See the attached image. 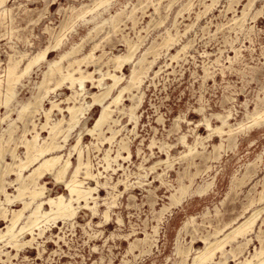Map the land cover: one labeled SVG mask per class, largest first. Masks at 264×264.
Listing matches in <instances>:
<instances>
[{
  "label": "rangeland",
  "instance_id": "obj_1",
  "mask_svg": "<svg viewBox=\"0 0 264 264\" xmlns=\"http://www.w3.org/2000/svg\"><path fill=\"white\" fill-rule=\"evenodd\" d=\"M248 1L217 0L208 7L210 0H153L150 5L149 2L148 5L146 2L140 5L138 0H110L107 8L98 10L100 15L94 22L109 18L108 15L115 14L127 4V11L123 12L124 15L121 14L116 31L105 25L107 27L103 26L97 35L93 34V38L85 39L94 22L84 24L81 21L67 31L64 45L49 54L48 60L56 59L60 52L67 50L74 43L81 46V53L87 52L95 42H100L99 48L94 52L96 56L101 53V49L106 51L107 55L124 53L126 49L123 37L136 42L142 41V46L136 52L138 56L153 40L161 42L166 28H169L174 36L176 31L178 34L175 36V44L168 51H159V57L144 80L139 92L140 95L143 94V99L139 108L135 109V128L126 115H119V124L125 125L126 128L111 145L108 142L93 140L91 136H82V142L91 143L89 157L92 172L97 174L99 171L102 175L98 180L103 183L105 180L109 181L110 186L121 181L116 191H112L109 186L107 189L99 188L97 214L92 215L90 211L79 209L73 220H58L56 223L43 225L44 234H35V240L29 247L25 246L18 252L4 248V251H9L10 258L1 256L2 260L7 262L0 264H119L122 260L127 261L126 264H180L181 257L176 253L177 248L190 251L185 263L188 264L195 250L203 246L201 237L208 236L215 228L223 227L237 218L250 200L259 197V191L264 188V122L259 120L255 123L250 116L254 110L264 108V0H254L255 2L246 9ZM92 3V0H9L6 7L11 10L0 21V74H4L8 54H15L17 57L24 52L28 55L36 53L50 43L53 35L71 20L74 16L71 8ZM131 5H136L135 25L127 18ZM244 8L246 15L240 20ZM180 11L181 14L178 15ZM88 17L87 19H90V16ZM184 43L188 44L185 52L181 51L175 59H169L176 55ZM105 60L106 57H103L102 61ZM102 68L105 71L108 66L102 65ZM129 68L130 65L124 68V76L128 74ZM93 69L94 66L87 68L89 71ZM45 70L46 64L43 62L31 71L29 77L22 80L17 86L18 101L25 102L30 99L36 83L41 79V73ZM97 76L98 74L95 75ZM86 86L91 88L89 83ZM70 93L69 89L63 87L51 94L50 98L59 103L60 107H64L66 102H63V99ZM123 99L120 107L129 104V101H125V96ZM49 106L47 100L43 102L44 109ZM4 113L5 109L2 108L0 115ZM57 113V110L51 112V120L60 118ZM99 113V107H91L86 113V124L93 125ZM217 115H229L228 123L232 128L238 124L243 126L229 136L213 134L201 145H197L193 154L183 156L188 152V148L180 142L181 136H185L189 145H194L197 135L205 136L209 133L204 126L205 120H208L212 127L221 124ZM16 117V112H13L11 118ZM35 122L40 127L44 122L43 116L36 115ZM24 125L31 127L27 121L18 122L14 141L6 146L4 161L7 163L11 162L7 151L14 149L15 144L18 145L16 153L23 156L24 149L19 141ZM6 126L7 122L0 124V133ZM38 131L41 137L47 135L46 130ZM29 135L28 133L26 137L29 138ZM121 137L127 148L129 146L130 158H118L112 163L116 171L105 172L101 167L102 157L108 149L111 156L116 155ZM75 138L76 132H70L67 145L61 151L62 155L68 153L69 145ZM215 145L220 147L214 149ZM120 153L126 156L125 152ZM167 158L169 163L150 169L158 160ZM0 165L1 171L4 169L2 161ZM10 177L14 179V176L9 175L6 181H10ZM43 180L47 182L48 194H66L61 185H55L47 176ZM86 183L85 186L94 185L91 180ZM181 184L189 185L187 194L183 195L178 204L172 205L169 203L170 195H178L177 190ZM8 186L7 190L12 193L13 188ZM202 190L206 192L199 193ZM107 191L115 195V200L108 211L107 220H104L102 213L106 206L103 201H110ZM261 205L256 204L259 207ZM20 207L19 203L12 206ZM251 212L249 211V214ZM263 217L264 213H261L255 221L253 233L248 237L251 242L249 241L234 259L228 258L226 264H236L249 253H253L255 248H259L260 242L255 235L260 238L263 236L261 239L264 240V222L261 220ZM3 226L4 222L0 221V227ZM142 239L144 241L138 243V240ZM131 242L137 247L129 253L128 243ZM229 249L230 246L227 247V250ZM215 257L216 260L220 259L219 254Z\"/></svg>",
  "mask_w": 264,
  "mask_h": 264
},
{
  "label": "bare ground",
  "instance_id": "obj_2",
  "mask_svg": "<svg viewBox=\"0 0 264 264\" xmlns=\"http://www.w3.org/2000/svg\"><path fill=\"white\" fill-rule=\"evenodd\" d=\"M8 1L9 0H0V21L5 17V15L8 14L9 10H11L6 7ZM92 1L93 3L91 5L82 4L78 8H74L72 6L73 8H71V12L74 14V16L71 18V20H67L68 22H66L60 28V30L58 32L56 31L57 33L53 35L52 41L43 48H40L36 53L28 55L26 52H24V54H18L20 56L17 57L15 56V54H8L4 74H0V111L2 108L5 109L4 115H0V124L7 122L6 128H3L2 133H0V163L2 161L4 165V169L0 171V221L4 222V226L2 228L0 227V263L5 261L2 260L1 256L10 258L8 256L9 251H4V248H11L18 252L25 246L29 247V245H31V242L35 240V234H37V236H42L44 234L45 229L43 225L49 222L56 223V221L58 220L64 222L73 220L76 217L79 209L90 211L92 215L97 214V200L100 197L98 192L99 188L107 189V187L109 186L112 191H116L117 185L121 183V181H118L117 183L110 186V184L108 183L109 181L105 180L103 183L98 180L99 176L102 175L99 171L97 174H94L92 172V164L89 157L91 143L88 142L89 144H85L84 142H82V136H91L93 140L108 142L111 145V143L115 142L120 136L121 131L125 130L126 128L125 125L119 124V115H122V117L126 115L128 121L133 122L135 128L137 123L135 109L139 106L141 100L143 99V94L141 93L142 95H140L139 92L142 88L144 80L148 72L152 68V65L159 57V51L161 49H165L166 51H168L171 46L175 44V36L178 34L177 31L174 36L172 35L173 33H170V29L166 28L165 36H161L162 41L157 42L153 40L151 44L144 49L143 53L138 56L136 55V52L142 46V41L138 40L136 42L130 40L129 38L123 37V42L126 49L124 53H111L112 55H107L106 51L101 49V53L96 56L94 52L99 48L100 42H95L92 47L85 53H81V46L79 47L78 44L76 45L74 43L70 47H68L67 50L60 52L56 59L48 60L49 54L56 52L57 50L62 48L65 43L68 30H70L78 21H81V23L84 24L94 22L97 19V16L100 15V11L98 12V10L102 7L109 6L110 4V0ZM210 1L211 4L208 5V7L217 2V0ZM253 1L254 0H249L245 8H249ZM145 2L146 4L149 2L150 5L153 0H138V4L140 5H143ZM19 6L21 7V5ZM131 6V9H128L129 11L127 18L132 22L133 25H135V19H137L134 17L136 5ZM127 8V4H124V8H118L119 11L115 12V14L108 15L109 18H100V21L94 22L92 28L88 31L87 36L84 38L87 39L89 37H92L93 34L97 35L105 25H108L112 29V31H116L118 29V24L121 21L120 16ZM245 8L241 12L240 20H242L246 15ZM37 11L40 12V10ZM180 14L181 11L178 12V15ZM13 15L15 14L13 13ZM32 15H34V13ZM88 16H90V19H87ZM163 16H165V14ZM19 19H21V16ZM19 19L17 22H19ZM175 24L176 23L174 22V27ZM22 36L24 37V35ZM187 46L188 44L184 43L180 50L177 51L176 55H172L169 59H175L177 57V54L181 51H184ZM150 56L152 58H149ZM103 57H106L105 61H102ZM101 61L102 63H100ZM43 62L46 64V70L41 73V79L36 83L35 91L31 95L30 99L25 102L18 101L16 99L18 94L17 86L22 83V80L29 77L31 71L39 67ZM102 65L105 67L108 66V68L103 71ZM129 65V72L126 76H124L123 70L126 66ZM89 66H94V69L92 71L87 70ZM96 74H98L97 77H95ZM87 83L90 84V89L87 88ZM63 87L69 89L71 93L69 95H66L63 99V102H66V105L64 107H60V104L52 100L50 98V95L53 94L56 90ZM93 89L97 90L93 92ZM124 96L126 97L125 101H129V104L122 105L120 107L122 100H124ZM87 98L90 100L87 101ZM46 100L48 101L50 106L49 108L44 109L43 102ZM91 107H99L100 113L95 119L93 125L88 126L86 124V113ZM53 110L58 111V113L60 114V118L51 120L52 117L50 114ZM13 112H16V118H11V114ZM38 114H41L44 118V122L41 123L40 127H38V123L35 122V116ZM116 114H118V116H116ZM220 115H217V118L220 120L221 124L216 127H212L209 124L210 122L208 120L203 119L205 120V129L209 131V133L205 136L197 135L194 145H189L185 141V136H181L180 142L188 148V152H186L183 156L193 154L192 152L194 151L195 147L199 144L201 145L202 142L205 139L207 140L208 138H210L211 135L218 134L219 136H222L223 134H227L229 136L238 129H241V127L243 126V124H238L237 127L234 126V128H232V126L228 123L229 115L223 117ZM250 119L255 123L259 120H262V122H264V108L262 110H254V113L250 116ZM24 121H27V124L31 127L27 128L24 125V130L20 137L19 142L21 144V147L24 149L23 156H20L16 153L15 149L18 147V145L15 144L14 149H12L11 151H7L11 158V162L7 163L6 161H4L6 146H8L10 142L14 141L16 128L19 127L17 126V123H24ZM225 128H227L228 130H225ZM38 129H40L41 131L46 130L47 135L45 137H41L39 133L40 131H38ZM72 131L76 132V138L74 142L69 145L68 153L66 155H62L61 151L67 145L66 143L68 136ZM28 133L30 134L29 138L26 137ZM119 142L120 147L117 146L119 147V149L117 150L114 157L110 155L109 149L105 151L102 157L103 163L101 164V167L105 172L111 170L114 173L116 171V168H113L112 163H115L118 158L123 160L130 158V151L128 150L129 146L127 148L122 137L120 138ZM219 147L220 145H215L213 148L218 149ZM120 151L125 152L126 156H123ZM72 158H74V162H72ZM169 162L170 161L168 158L166 160H158L151 166L150 169L153 170L156 168V166L160 164H167ZM9 175L14 176V179L10 177L11 180L6 181V177H8ZM46 176L50 178L55 183V185H61L64 188V192L66 194L58 193L54 196L48 194L49 189L46 186L47 182L43 180ZM104 177L107 178V176ZM262 178L264 179V177ZM110 179L111 178H109V180ZM90 180L93 181L94 185L85 186V184H87L86 181ZM208 183L210 184V182ZM7 185H9L8 187L11 186L13 188L12 193L7 190ZM188 186H184L183 184H181L177 190L178 195L174 193L170 195L169 203L172 205L176 203L178 204L183 195L187 192V189L189 188ZM202 192L204 194V192L206 191L202 190L199 193ZM107 193L110 201L107 202L105 199L103 201V204L106 206V209L102 213V218L104 220H107L108 211L110 210V207L114 205L115 200L114 194L108 191ZM15 203H19L21 207L12 208ZM260 203L262 204L260 207L256 206V204ZM242 211L243 212L241 214L239 213L240 215L237 218L232 219L231 222L225 224L223 227L215 228L214 231L211 232L208 236L201 237L200 242H202L203 246L202 248L195 250V253L192 254L191 258L189 259L188 264H226L228 258L231 257L234 259L237 254L241 253L242 249L250 241L248 237L253 233L255 221L257 220L258 216L261 215V213H264V188L263 190L259 191V197L257 199L250 200L248 205L243 208ZM249 211L252 212L249 214ZM246 213H248V215H245ZM261 220L263 223L264 217ZM188 223L190 224V222ZM35 231L38 232L36 233ZM255 236L260 242L259 248H255L253 253H249L247 257H244L236 264H264V240L261 239L263 236L261 238L258 235ZM191 239L193 238L191 237ZM142 241L144 240H138V243ZM128 244L129 248L127 252L129 253L137 247V245L133 242ZM228 246H230L229 250H227ZM189 252V250L183 251L181 250V248H177L176 253L181 257L180 264L186 263L187 257L189 258ZM217 254L220 255L219 260H216L215 256ZM126 263L127 261L125 262L124 260H122L119 264Z\"/></svg>",
  "mask_w": 264,
  "mask_h": 264
}]
</instances>
